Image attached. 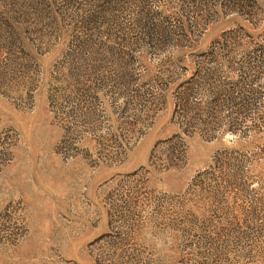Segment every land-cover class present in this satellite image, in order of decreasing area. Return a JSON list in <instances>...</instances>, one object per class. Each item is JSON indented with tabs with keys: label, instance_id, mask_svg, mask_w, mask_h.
<instances>
[{
	"label": "rangeland",
	"instance_id": "obj_1",
	"mask_svg": "<svg viewBox=\"0 0 264 264\" xmlns=\"http://www.w3.org/2000/svg\"><path fill=\"white\" fill-rule=\"evenodd\" d=\"M0 264H264V0H0Z\"/></svg>",
	"mask_w": 264,
	"mask_h": 264
}]
</instances>
